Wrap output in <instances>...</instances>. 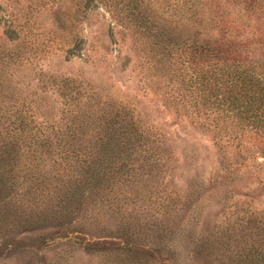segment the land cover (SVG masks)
<instances>
[{
    "label": "rangeland",
    "instance_id": "374dc122",
    "mask_svg": "<svg viewBox=\"0 0 264 264\" xmlns=\"http://www.w3.org/2000/svg\"><path fill=\"white\" fill-rule=\"evenodd\" d=\"M137 1L148 22L141 28L125 0L93 9L83 0H0V56H15L0 64L3 105L73 135L66 148L82 152L104 110L125 113L154 141L130 148L131 166L108 154L106 175L90 189L88 169L73 161L64 179L45 183L11 178L0 161V264H264L250 255L251 246L264 250L263 182L170 98L184 93L171 81L165 33L181 0ZM255 146L250 156L263 163Z\"/></svg>",
    "mask_w": 264,
    "mask_h": 264
},
{
    "label": "trees",
    "instance_id": "16d2710c",
    "mask_svg": "<svg viewBox=\"0 0 264 264\" xmlns=\"http://www.w3.org/2000/svg\"><path fill=\"white\" fill-rule=\"evenodd\" d=\"M83 1L85 8L96 7L97 0ZM125 1L127 11L135 17L136 27L145 26L148 22L141 9L142 1ZM214 1L181 0L168 12L169 27L165 33L167 57L174 66L171 81L184 91L183 94L174 91L176 96L170 98L199 117L192 122L211 136L216 148L236 156L243 162L242 167L264 184V162H256L250 156L256 142L264 148V0ZM148 30L145 28L141 34ZM11 34L15 32L5 33L9 41H14ZM157 50H152L156 58ZM14 57L11 52L4 54L0 56V64L12 65ZM7 74L4 67L0 69V88L4 90L9 83ZM103 105L111 107L107 101ZM93 107L90 103L91 112ZM20 112L14 105L8 108L0 102V161H4L15 179H37L41 183L46 178L61 180L67 175L65 166L75 167L69 164L73 161L81 170L88 169V176L84 177L90 189L95 178L106 175L101 167L108 154L114 153L110 159L114 164L131 166L130 148H140L150 141L125 113L118 111L111 116L104 110L101 113L106 116L96 119L101 133L91 135L93 145L88 152H82L79 148H66L69 139L75 141L73 135H60L47 121H34L32 116L28 118ZM119 137L129 140L121 144ZM117 149H122L123 154L117 153ZM250 255L264 263L263 249L251 246Z\"/></svg>",
    "mask_w": 264,
    "mask_h": 264
}]
</instances>
